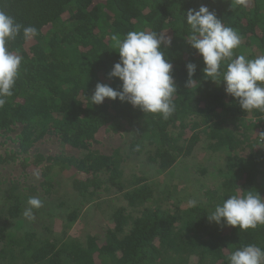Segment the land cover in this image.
I'll list each match as a JSON object with an SVG mask.
<instances>
[{"label": "trees", "instance_id": "trees-1", "mask_svg": "<svg viewBox=\"0 0 264 264\" xmlns=\"http://www.w3.org/2000/svg\"><path fill=\"white\" fill-rule=\"evenodd\" d=\"M201 5L241 35L236 55L253 59L264 54V0H0V8L17 22L39 32L31 41L21 35L10 44L23 61L14 94L0 109V140L13 147L0 156V165H18L24 174L38 171L47 193L53 177L70 173L81 206L104 192H114L128 206L114 210L103 241L89 236L84 245H56L29 232L8 243L3 227L0 264H6L7 254V264H229L237 248L264 247V225L240 231L207 219L231 195L253 190L264 198V120L262 112L242 111L219 79L216 84L204 76L202 57L186 41L190 28L185 21L187 11ZM133 30L171 37L164 51L173 64L177 96L176 110L167 120L118 99L106 98L100 105L90 100L97 83L120 88L118 78H108L119 61L110 37L123 38ZM188 63L197 66L189 87ZM126 126L134 134L131 153L149 147V164L158 173L168 172L200 143L212 153L226 152L220 188L204 192V202L195 208H164L162 202L176 192H160L162 197L155 198L156 185L145 177H124L125 159L117 150L105 155L92 149ZM47 137L73 154L30 157L33 147ZM16 191L18 185L0 197V213H7L4 221L23 213L25 201ZM78 215L76 210L67 214L65 228Z\"/></svg>", "mask_w": 264, "mask_h": 264}, {"label": "clouds", "instance_id": "clouds-1", "mask_svg": "<svg viewBox=\"0 0 264 264\" xmlns=\"http://www.w3.org/2000/svg\"><path fill=\"white\" fill-rule=\"evenodd\" d=\"M190 28L186 41L203 59L204 76L212 82H222L226 95L239 101L244 112L257 110L264 113V54L250 59L245 55H236L235 50L242 44L237 30L226 26L205 5L198 9H189L185 17ZM31 41L39 35L35 26H25L0 8V109H3L14 89L21 72L23 61L19 51L10 49L11 42L18 36ZM110 39L117 49L119 61L108 74L109 79L121 81L119 89L108 84L97 83L90 100L100 105L105 99L127 102L139 108L144 114H159L167 120L176 110L174 97L177 85L173 75V64L164 51L171 46V37L164 33L147 30L129 31L123 38L112 34ZM196 64L188 63L187 86L195 82L192 77ZM264 136V133L260 134ZM28 207L23 216L31 221L35 219L34 209L43 207L38 197H29ZM198 204L196 199L187 201L190 208ZM210 223H223L240 231L256 229L264 225V198L253 190L229 196L217 204L208 215ZM229 264H264V247L247 244L235 249L228 257Z\"/></svg>", "mask_w": 264, "mask_h": 264}, {"label": "rangeland", "instance_id": "rangeland-1", "mask_svg": "<svg viewBox=\"0 0 264 264\" xmlns=\"http://www.w3.org/2000/svg\"><path fill=\"white\" fill-rule=\"evenodd\" d=\"M124 128L115 135L107 136L101 144L92 149L105 155L117 150L125 159L121 165L124 177L129 180L145 177L156 185L155 198L162 197L160 192H176L171 199L162 202L164 208L172 207V204H181L184 208L188 206L187 201L190 199L203 203L204 192L220 188L221 171L229 159L226 152L212 153L206 150V144L200 143L189 157L178 161L168 172L158 173L157 169L149 164V147L143 145L138 154L131 153L133 130L129 126ZM12 148L11 143L0 140V156H4L5 151L8 153ZM60 151H64L66 155L73 154L71 149L47 137L33 147L30 157L34 154L53 155ZM76 154L81 155L78 152ZM42 182L43 178L38 171L24 174L18 165H0V197L9 195L12 187L18 185L16 195L23 197L24 210L28 207L29 197H38L43 201V207L33 210L35 219L31 221L25 219L23 213L16 220L4 221L7 213H0V229H6L4 241H18L28 232L35 233L39 240L56 245L70 241L84 245L89 236L103 241L106 230L112 227L114 210L119 207L128 208L124 199L114 192H104L98 200L81 206L80 197L72 188L70 173L53 177L49 193L41 187ZM0 202L2 203V198ZM73 210L78 211V218L65 228L64 225L68 222L67 214ZM10 258L11 255L7 254L4 263L7 264Z\"/></svg>", "mask_w": 264, "mask_h": 264}, {"label": "built area", "instance_id": "built-area-1", "mask_svg": "<svg viewBox=\"0 0 264 264\" xmlns=\"http://www.w3.org/2000/svg\"><path fill=\"white\" fill-rule=\"evenodd\" d=\"M261 119H262V120H264V113H263V115H262ZM263 138H264V137H263ZM260 141H261V140H260ZM263 142H264V141H263Z\"/></svg>", "mask_w": 264, "mask_h": 264}]
</instances>
